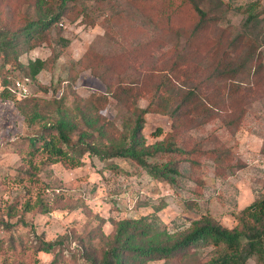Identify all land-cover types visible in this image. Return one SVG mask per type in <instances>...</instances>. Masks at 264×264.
<instances>
[{
  "label": "rangeland",
  "instance_id": "rangeland-1",
  "mask_svg": "<svg viewBox=\"0 0 264 264\" xmlns=\"http://www.w3.org/2000/svg\"><path fill=\"white\" fill-rule=\"evenodd\" d=\"M216 1L224 5L214 8L212 1L203 0L200 7L214 15L221 11L225 18L218 27L235 33L241 32L245 18L240 9L252 6L253 13H258L264 8V0ZM84 3L86 8L79 7L78 13L81 8L86 9L87 16L79 13L75 20L62 19L57 28L48 32L45 42L19 56L20 65H27L34 59L47 62L46 70L34 80L27 78L17 63L4 62L0 56V95L6 89L15 95L14 101L0 97V221H3L0 225V264H50L53 254L35 250L41 241H63L56 247L62 251L58 260L63 264H80V239L60 238L66 235L86 237L98 227L100 218L104 220L101 228L104 235L113 231L112 220L140 216H154L160 226L176 231L189 227L202 216L211 215L223 227L231 229L236 226L237 214L264 195V27L260 25L255 33L259 40L257 49L263 65L262 75L240 76L237 80L251 88L246 114L238 128H227L223 113L215 111L214 116L199 119L192 127H182L177 133L176 142L182 151L195 150L196 144H201L202 153L212 147L227 148L232 160L224 173L217 174L215 165L204 154L197 157L171 155L180 162V177L171 185L151 178L123 159L101 163L86 156L82 166L68 169L61 163L42 165L38 155L33 163L39 169L43 184L49 186L48 190L15 181L18 173L25 169L21 157L27 153L26 145L22 146L25 149L22 154L18 146L25 137L39 131L37 125H27L16 109V101L62 99L63 105L70 109L75 96L86 99L93 94L107 95L109 102L100 113L122 128L125 112L117 110V104L107 94L106 83L88 67L84 55L99 54L108 62L116 63L117 74L109 78L116 82L125 80L124 72L135 75L141 68L159 66L166 58L162 52L175 44L172 37L150 22L147 24L128 0H84ZM30 14L31 10L22 0H0L1 28L23 25ZM135 68L137 71L133 70ZM205 76L202 73L200 80ZM216 90L209 89L207 93ZM146 105L145 99L137 103L140 108ZM144 122L142 134L146 144L162 141L171 133V120L167 116L146 114ZM157 129L162 132L158 137L154 136ZM191 161L196 165L192 166ZM109 164L118 170L107 169ZM39 196L49 203L45 213H40V206H37ZM9 206L15 207L12 216L6 213ZM10 241L16 242V250L10 247ZM93 243L97 245L98 240L94 239ZM209 250H200L198 256ZM248 263L255 264V261L250 259Z\"/></svg>",
  "mask_w": 264,
  "mask_h": 264
},
{
  "label": "trees",
  "instance_id": "trees-1",
  "mask_svg": "<svg viewBox=\"0 0 264 264\" xmlns=\"http://www.w3.org/2000/svg\"><path fill=\"white\" fill-rule=\"evenodd\" d=\"M210 1L214 8L224 5L220 1ZM22 2L31 14L25 17L23 25L0 27V56L5 59L4 62L17 63L25 76L34 80L46 70L47 62L34 59L29 60L27 65H20L19 56L45 42L48 32L57 28L62 19L75 20L79 13L82 17L87 16L86 9H82L86 5L84 0ZM128 2L147 24L150 22L172 37L175 44L162 52L166 58L159 66L147 69L139 66L141 69L135 75L124 72L125 80L118 79L116 82L109 81L112 75L117 74L116 63L108 62L99 54L84 55L88 67L106 83L107 94L117 104V110L125 112L122 128L100 113L109 102L107 95L93 94L86 99L75 96L70 109L63 105L62 99L51 102L36 98L16 101V109L27 125L39 127L37 133L25 137L18 146L19 154L25 151L24 145L27 153L21 157L25 169L18 173L17 183L48 190L49 186L43 184L39 169L33 163L38 155L42 165L61 163L68 169L82 166L86 156L101 163L123 159L141 168L151 178L171 185L180 177V162L171 155L197 157L204 154L215 165L217 174L226 171L225 167L232 160L227 148L212 147L202 153L201 144H196L195 150L182 151L176 142L177 133L182 127H192L199 119L214 116L215 111L223 113L227 128H238L246 114L251 88L237 80L240 76L253 78L262 75L263 65L255 30L259 25L264 27V8L258 13H253L252 6L240 9L245 18L241 32L235 33L218 27L225 17L221 11L217 15L204 11L200 7L203 0ZM79 7L82 8L78 13ZM133 70L137 71V68ZM202 73L206 76L200 80ZM209 89L217 90L209 94ZM14 96L7 89L0 95L4 100L13 101ZM140 99L147 101L145 108L137 106ZM146 114L170 118L172 130L164 140L146 144L142 134ZM161 133L157 129L154 136L158 137ZM190 163L196 165L194 161ZM228 168L231 169L230 166ZM107 169L118 170L113 164L107 165ZM48 204L40 196L37 198L40 213L48 211ZM14 208L8 207V216L13 215ZM235 219L236 226L228 229L211 215H205L183 230L170 231L160 226L154 216H140L112 220L113 231L104 235L101 231L104 220L100 218L98 227L86 237L66 235L60 239H80V264H150L157 261L165 264H249L250 259L255 264H264V195L241 210ZM1 224L3 221H0ZM4 227L10 228L9 225ZM14 239L11 237V240ZM94 239L98 240L97 245L93 243ZM62 243L41 241L35 250L53 254L50 264H63L58 260L62 251L56 250ZM10 247L16 250V242ZM207 249H210L209 252L198 256L200 250Z\"/></svg>",
  "mask_w": 264,
  "mask_h": 264
}]
</instances>
